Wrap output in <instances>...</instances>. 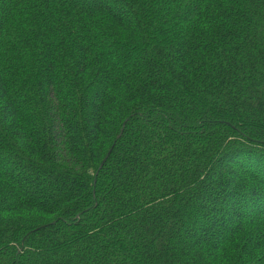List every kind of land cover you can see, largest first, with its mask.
<instances>
[{
	"label": "trees",
	"instance_id": "trees-1",
	"mask_svg": "<svg viewBox=\"0 0 264 264\" xmlns=\"http://www.w3.org/2000/svg\"><path fill=\"white\" fill-rule=\"evenodd\" d=\"M0 264H264V0H0Z\"/></svg>",
	"mask_w": 264,
	"mask_h": 264
}]
</instances>
